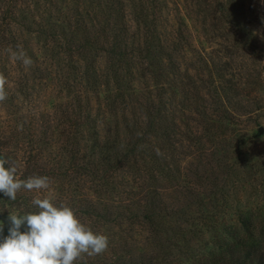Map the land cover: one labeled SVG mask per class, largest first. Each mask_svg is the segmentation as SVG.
Wrapping results in <instances>:
<instances>
[{
  "label": "rangeland",
  "instance_id": "1",
  "mask_svg": "<svg viewBox=\"0 0 264 264\" xmlns=\"http://www.w3.org/2000/svg\"><path fill=\"white\" fill-rule=\"evenodd\" d=\"M0 73V158L50 179L0 193L4 236L39 196L108 238L87 264H211L248 225L264 244V0H0Z\"/></svg>",
  "mask_w": 264,
  "mask_h": 264
},
{
  "label": "clouds",
  "instance_id": "2",
  "mask_svg": "<svg viewBox=\"0 0 264 264\" xmlns=\"http://www.w3.org/2000/svg\"><path fill=\"white\" fill-rule=\"evenodd\" d=\"M5 51L12 61H20L26 70L32 66V59L23 50L8 48ZM6 84V77L0 73V102L7 99ZM16 173L14 164L0 158V193L9 201H15L21 189L39 192L50 187L47 176L22 180ZM31 204L37 211L9 213L6 236L0 222V264H74L85 254L94 257L106 251L108 238L85 226L69 206L57 205L39 196L34 197Z\"/></svg>",
  "mask_w": 264,
  "mask_h": 264
},
{
  "label": "trees",
  "instance_id": "3",
  "mask_svg": "<svg viewBox=\"0 0 264 264\" xmlns=\"http://www.w3.org/2000/svg\"><path fill=\"white\" fill-rule=\"evenodd\" d=\"M158 116L159 112L156 111H151L147 115L149 121L155 120ZM21 206L25 208L28 207L24 203ZM92 212H94L92 206L84 210V213L87 215ZM244 228L249 236L240 235L242 228L237 229L232 227L226 230L227 233L225 235L223 233H218L214 237V245L218 249V253L216 259L215 256L212 258L211 264H264V244L253 239V236L249 233L251 232L249 225ZM227 237H230V239L227 240ZM85 260L88 259L82 257L80 260L81 264H87ZM82 261L85 262L82 263ZM206 263L210 264V261L206 260Z\"/></svg>",
  "mask_w": 264,
  "mask_h": 264
},
{
  "label": "water",
  "instance_id": "4",
  "mask_svg": "<svg viewBox=\"0 0 264 264\" xmlns=\"http://www.w3.org/2000/svg\"><path fill=\"white\" fill-rule=\"evenodd\" d=\"M260 132H262V129H260Z\"/></svg>",
  "mask_w": 264,
  "mask_h": 264
}]
</instances>
